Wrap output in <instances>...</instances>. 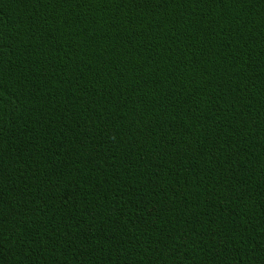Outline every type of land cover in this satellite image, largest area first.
<instances>
[{
  "label": "trees",
  "instance_id": "obj_1",
  "mask_svg": "<svg viewBox=\"0 0 264 264\" xmlns=\"http://www.w3.org/2000/svg\"><path fill=\"white\" fill-rule=\"evenodd\" d=\"M0 264H264V0H0Z\"/></svg>",
  "mask_w": 264,
  "mask_h": 264
}]
</instances>
